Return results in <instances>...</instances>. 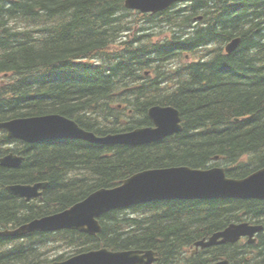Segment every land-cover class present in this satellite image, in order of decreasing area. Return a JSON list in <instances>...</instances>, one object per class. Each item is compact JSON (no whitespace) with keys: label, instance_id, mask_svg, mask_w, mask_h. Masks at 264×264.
<instances>
[{"label":"trees","instance_id":"16d2710c","mask_svg":"<svg viewBox=\"0 0 264 264\" xmlns=\"http://www.w3.org/2000/svg\"><path fill=\"white\" fill-rule=\"evenodd\" d=\"M124 2L0 0V75H5L0 120L58 112L106 134L149 124L148 108L160 103L180 109L183 130L144 145L82 139L26 144L20 166L0 165L1 227L66 209L142 169L206 167L216 156L230 176L264 166V0H193L187 10L172 6L157 14L127 10ZM149 25H156L154 35ZM237 36L239 46L225 54L223 45ZM211 44L216 47L207 59L171 65L181 53L195 54ZM147 69L155 77L145 76ZM124 98L141 118L113 108ZM45 180L43 197L28 203L6 189L13 182ZM132 210L131 216L121 209L106 212L96 235L76 230L55 235L74 252L102 246L154 249L157 264L223 257L233 264H264V232L254 244L224 243L186 254L198 239L232 222L264 224V200L166 199ZM3 242L0 237V264L38 263L33 241L14 249L3 248Z\"/></svg>","mask_w":264,"mask_h":264},{"label":"water","instance_id":"95a60500","mask_svg":"<svg viewBox=\"0 0 264 264\" xmlns=\"http://www.w3.org/2000/svg\"><path fill=\"white\" fill-rule=\"evenodd\" d=\"M179 0H126L128 8L141 9L144 12H158ZM241 38L234 39L227 46V51H234ZM150 117L157 127L138 128L126 133L97 136L94 132L82 128L75 120L62 114L15 118L1 122L0 127L9 131V137L23 139L30 143L59 138H78L107 145H140L159 141L181 130L180 111L172 106H154ZM22 158L13 154L2 160L10 167L20 166ZM48 182L31 185H12L9 190L16 195L27 197L39 196L40 188ZM260 198L264 199V168L241 179L229 178L224 168L195 169L189 166H177L141 171L125 179L115 188H102L71 208L36 219L15 230L1 231L0 235L22 236L33 231H49L62 228H74L90 234L102 230L98 217L116 208H125L155 200L191 199V198ZM262 226L249 223L231 224L222 232L214 234L208 241L202 240L197 245L212 246L219 242H236L242 236L249 235L250 241ZM220 238H223L221 241ZM155 252L140 250L113 252L108 249L90 251L64 262L50 264H145L154 261ZM148 258L145 260V258ZM216 264H230L227 260Z\"/></svg>","mask_w":264,"mask_h":264},{"label":"rangeland","instance_id":"374dc122","mask_svg":"<svg viewBox=\"0 0 264 264\" xmlns=\"http://www.w3.org/2000/svg\"><path fill=\"white\" fill-rule=\"evenodd\" d=\"M189 6H191V2H188V3L181 2V3H178V4L174 5V9L184 8L185 10H187L189 8ZM192 25H195V23H193ZM149 27H151V29L148 32L150 34H153L154 35L155 29H156V25H150ZM210 50H211V46H206V47L201 46L196 51L195 54L197 56L201 57V58L207 59V55H208V52H210ZM196 59H197V57H193L192 60L195 61ZM182 61H184V60H180V62H182ZM166 63L167 64L169 63L168 60H166ZM1 79H2V76H0V80ZM13 146H14V144H13ZM122 214L123 215H126V216H131L132 214H134V212H133L132 209H129V210H123ZM58 239H59L58 236H56V237H49V238H47V236H35V237L32 238V240L34 242H37L38 243V241H40L42 243V246H41L40 251L47 258L48 257H51V256L54 257V256H59V255H66L68 253L69 249L66 248V247H64V245H62V243H61L62 241H60ZM50 240H52V241H50ZM44 242L47 243V244L46 245H43Z\"/></svg>","mask_w":264,"mask_h":264},{"label":"bare ground","instance_id":"6f19581e","mask_svg":"<svg viewBox=\"0 0 264 264\" xmlns=\"http://www.w3.org/2000/svg\"><path fill=\"white\" fill-rule=\"evenodd\" d=\"M146 18H147V17H146ZM152 21H153V20H152ZM152 21H151V22H152ZM157 21H158V20H157ZM151 24H153V23H151ZM149 26H150V25H149ZM149 26H148V27H149ZM158 26H159V25H158ZM152 27H153V26H152ZM149 28H151V27H149ZM153 28H154V27H153ZM144 33H146V32H144ZM232 52H233V51H232ZM232 52H230V53H232ZM21 164H22V163H21Z\"/></svg>","mask_w":264,"mask_h":264},{"label":"flooded vegetation","instance_id":"af4514ba","mask_svg":"<svg viewBox=\"0 0 264 264\" xmlns=\"http://www.w3.org/2000/svg\"><path fill=\"white\" fill-rule=\"evenodd\" d=\"M1 165V164H0ZM2 166V165H1ZM4 167V166H3Z\"/></svg>","mask_w":264,"mask_h":264}]
</instances>
